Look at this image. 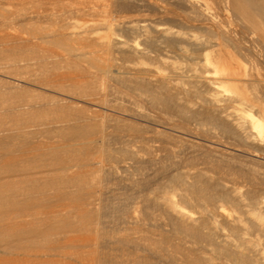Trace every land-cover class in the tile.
I'll return each instance as SVG.
<instances>
[{"label": "bare ground", "instance_id": "bare-ground-1", "mask_svg": "<svg viewBox=\"0 0 264 264\" xmlns=\"http://www.w3.org/2000/svg\"><path fill=\"white\" fill-rule=\"evenodd\" d=\"M0 61V174L51 168L0 264H264V0H0Z\"/></svg>", "mask_w": 264, "mask_h": 264}, {"label": "rangeland", "instance_id": "rangeland-1", "mask_svg": "<svg viewBox=\"0 0 264 264\" xmlns=\"http://www.w3.org/2000/svg\"><path fill=\"white\" fill-rule=\"evenodd\" d=\"M11 59L12 60H15L14 57H12ZM1 63H3V62H1ZM261 74H262L261 77H263V73L262 72H261ZM261 77H259V79ZM261 80H263V82H264V77L261 78ZM263 87H264V83H263ZM36 118H37L36 121H38V119L40 118V116H38ZM0 125L2 126V124H0ZM8 128L10 129V126ZM38 128L39 127H38V124L37 123H33V122L31 123L30 122L25 127H23V131H26V132H29V133H34V132H36L38 130ZM11 131H13V132L11 133ZM10 133L11 134H15L16 133L15 127H12L11 128ZM32 136H34V135H32ZM0 152H1L0 153V156H1L3 154V152L1 150H0ZM41 158H42V156L39 153V150L37 149V145L34 144V145H31V146L25 148L23 151L18 152V153L11 154V155L5 157L4 159L5 160H20V161L23 160L24 163L25 162L33 163V162H37ZM21 165H23V163ZM23 166H25V165H23ZM48 169L50 170L51 168L50 167H41V166H37L36 167V166H34L33 169L30 171L29 174H26V173L21 172V171L14 172L16 174H14V173H4V175L3 174H0V182H1L0 184H2V183L3 184H6V182H5L6 179H4V178L10 179L9 181H7V184H9V183L10 184L11 183H18L19 184V182L21 183V180H22V183H23V181H26V180L30 179L31 176H32V178L38 177L39 175H36L35 173L39 172L40 170H44V171L46 170V171H48ZM76 170H77L76 168H73L71 171H76ZM87 170L89 171L90 169L88 167H81V169H78V173L80 172V173L83 174V172H84V175H86L87 172H88ZM8 174H10L11 177L10 176L8 177ZM33 174H35V176ZM48 174L49 175L50 174L51 175H55V174H58V173L49 172ZM1 175H2V178H3V176H5V177L2 179L1 178ZM23 175H25V176H23ZM70 206H71L70 203H68L66 200H62L57 205H55V207H53V209L54 210L56 209L57 211L61 210L63 213H65L66 211H68L70 209ZM34 207L33 208L35 210H32L33 209L32 208L28 212L21 214L20 217L14 215L12 212H11L12 214H8L10 212L3 213V214L1 213L0 214V225H1V227H0V238L6 237L5 235H9L10 232L14 231V227L13 228L11 227L12 223L14 225V223L15 224H19V222L20 223L21 222H34L35 221L34 220L35 216H37L38 214H40V213L43 212V210L41 208H39L38 206H34ZM21 216H23V217H21ZM2 217H3V219H2ZM10 218H12V220ZM1 220H2V222H1ZM2 223L5 226H8V228L5 227ZM6 223H8L9 225L6 224ZM2 227H4V229ZM9 228L12 231L11 230L9 231ZM11 252L14 253L15 255H17V258H15V256L14 257L11 256V257L8 258V257H5V256L1 255L0 256V262H3L4 263V261L10 260V259H12V260L19 259L20 262H24V263H27V262L28 263H32V262L33 263H36L37 260H32L31 257L26 256V255H32V256L39 257L42 254L46 253L45 251L41 250L38 246L37 247H34V248H30V249H28V248H15L14 250H11ZM78 252H80V251L79 250H72V249L71 250L70 249H64V250H61L60 251V253H62V254H75V253H78ZM57 261H60L63 264L66 263L65 260L60 259V258H57V257H54V258H51L50 259V262H57ZM84 263H85V260L80 261V263L72 262L70 264H84Z\"/></svg>", "mask_w": 264, "mask_h": 264}]
</instances>
